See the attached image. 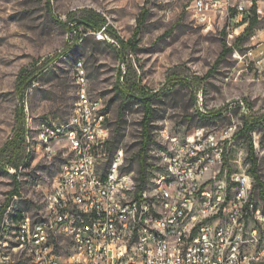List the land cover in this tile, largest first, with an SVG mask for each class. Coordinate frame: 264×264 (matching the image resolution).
I'll list each match as a JSON object with an SVG mask.
<instances>
[{
    "label": "rangeland",
    "instance_id": "obj_1",
    "mask_svg": "<svg viewBox=\"0 0 264 264\" xmlns=\"http://www.w3.org/2000/svg\"><path fill=\"white\" fill-rule=\"evenodd\" d=\"M192 1L0 0V148L21 122V108L26 130L25 157L20 164H28L17 173L22 198L15 204L16 210L23 211L32 220L40 219L43 214L46 194L52 189L66 160L67 142L56 143L58 152L52 157L40 147L34 153L31 151L29 158L28 149L30 146L32 150L33 143L39 146L38 134L45 125L62 123L73 113L77 102L74 67L80 61L87 69L92 94L101 97L108 109V127L112 131L118 129L117 145L125 152L124 167L131 168L135 174L139 170L136 155L141 146L144 108L139 102L123 98L117 89L118 81L124 86L133 84L156 92L170 75L200 80L196 90L203 91L204 110L226 108L243 99L253 114H264V0H255L260 15L258 26L219 63L217 60L224 40L233 45L248 26L245 25L234 38L229 37V32L240 26L235 21L236 4L253 3L254 0H231L233 5L228 15L218 16L210 27L195 20L190 10ZM145 10L148 14L140 28L139 19ZM89 12L102 14L111 32L124 42L140 30L137 46L123 49L120 57L118 49L121 44L112 34L108 33L109 39L97 43L96 35L84 26L79 27L84 39L72 45L76 36L64 24L72 25L77 22H73L75 18L82 20ZM51 58L54 61L43 69V64ZM38 68L43 70L37 81L21 97L18 93L20 77L23 75L24 78ZM214 68L216 70L211 74ZM193 94L189 85H182L155 100L152 124L157 140L163 128L186 134L197 127L219 129L242 120L239 108L225 110L223 117L215 122L199 116L196 108L202 111L201 100L197 97L195 108ZM123 103L127 107L119 121V109ZM252 136L257 144L260 174L264 181V122L252 132ZM157 148L158 144L151 145L148 152V162L155 166L148 169L150 178L155 175ZM14 173L15 169L7 171L0 166V207L14 190ZM7 240L12 248L14 241Z\"/></svg>",
    "mask_w": 264,
    "mask_h": 264
},
{
    "label": "built area",
    "instance_id": "obj_2",
    "mask_svg": "<svg viewBox=\"0 0 264 264\" xmlns=\"http://www.w3.org/2000/svg\"><path fill=\"white\" fill-rule=\"evenodd\" d=\"M232 5L231 0H193L190 10L198 23L210 27L218 16H227ZM252 6V1L236 4L235 21L240 26L229 32L230 38L249 23ZM92 32L99 40L109 39L106 27ZM75 82L80 86V106L72 113L77 133H48L52 144L46 153L51 157L58 152L57 137L70 141L66 160L47 193L51 213L44 215V225H29L24 216L23 231L12 239L18 240L12 252L3 251L8 235L1 228L0 254H5V262L0 264H264V200L253 204V197L260 195L250 172L248 147L238 139L242 121L219 129L196 128L191 134L163 128L157 141H168V148L157 159L155 178L177 171V182L152 190L151 198L137 190V199H129L128 188H137V181L133 172L123 170L121 148L109 163L115 175H94L90 138L99 135L111 141L108 113H101L99 100L84 97L87 81L82 71ZM197 97L205 112L202 90ZM232 105H238L242 114L252 113L243 99ZM77 145H85V154H77ZM169 152H177V160H168ZM77 155H85V163H77ZM204 192H211V199H204ZM17 198L21 194L13 197ZM137 210H144V219L129 225L127 214L137 216ZM56 214H64L61 234H54ZM126 227H134L133 237H125ZM149 227H158L159 235H148ZM71 234L79 235L78 249L60 259ZM44 235L54 236V246L43 245Z\"/></svg>",
    "mask_w": 264,
    "mask_h": 264
},
{
    "label": "trees",
    "instance_id": "obj_3",
    "mask_svg": "<svg viewBox=\"0 0 264 264\" xmlns=\"http://www.w3.org/2000/svg\"><path fill=\"white\" fill-rule=\"evenodd\" d=\"M50 2V1H49ZM252 16L250 17L248 26L245 28L244 32L238 36L234 42L233 45H229V43L224 40L223 42V50L217 60L219 63L223 58H225L227 55L231 54L235 48L236 45L245 40V38L250 35L253 30L258 26L260 22V15L258 12V6L257 2L254 0L253 1V6H252ZM148 11L145 10L140 19H139V27L141 28L144 24V21L147 17ZM72 21V20H71ZM65 27L68 29L70 33L75 34V40L72 45L78 43L79 41L83 40L84 36L82 33L79 32V27L84 26L87 29L92 30H100L103 27H106L108 33L112 34V37L119 41L121 44V48L118 49L120 57L122 56V51L127 50L129 47L135 48L138 43V36L140 34V30H137L136 33L134 34V37L130 39L127 42H124L119 39V37L116 34H113L110 29L109 24L106 22V18L100 13L96 12H89V14L83 18L81 21H77L76 23L70 25L69 23L64 24ZM224 35H226V31H223ZM97 43L101 42L100 40L96 41ZM123 47V48H122ZM68 49H71L69 47ZM54 61L53 58L45 62L43 65V69L46 68L49 64H51ZM41 68L36 69L34 72H28L27 75L23 78V75L20 77V81L18 84V93L21 97L25 96L26 93L28 92V89H30L35 81H37L40 73L42 72ZM215 68L210 72L211 74L215 72ZM210 74V75H211ZM121 75V71H120ZM200 80H191L189 78H183L181 76L177 75H170L162 88L159 91L153 92L146 90L140 86L130 84L128 86H124L123 83L118 81L117 89L118 92L123 96V98L127 101H135L139 102L142 104L144 108V116L141 121V126H142V131H141V146L139 149V152L136 155V159L138 161V167L139 170L136 175V181H137V190L138 193L143 191L148 183L151 182L152 177H149V167H155L154 164L148 162V152L149 148L151 145H157V138L153 134V120L155 117L154 114V102L156 99H158L161 94L169 93L172 89H174L177 86H182V85H189L193 91V99L195 100V108L197 105V90L196 86L197 83H199ZM126 104L123 103L120 106L119 109V115H118V120L121 121L125 115L126 111ZM233 108H239L238 105H232L231 107H226L214 111H209L206 110L205 112L199 111L198 108H196V113L199 116H202L203 118L208 119L209 121L215 122L216 120L220 119L223 117L224 111L229 110L232 111ZM240 109V108H239ZM108 111V109H107ZM20 115L23 117V108L20 109ZM242 125L239 128L238 131V139L245 144L248 147L249 150V160L251 162L250 166V172L255 178V190L256 192L258 191V195L264 200V181L262 180L261 174H260V166H259V157L255 148V143L253 140L252 132L262 123L264 122V114L261 115H255L253 113L249 114H242ZM20 116L21 122L19 121L13 136L6 142L4 146L0 148V166L6 168L7 171H9L10 168H14L16 172L12 174V176L15 179V187L14 190L10 192V198L7 200V202L0 207V232L2 228V223L5 217V213L7 209L10 206L11 200L15 195L21 194V181L17 177V173L21 170V166H26L28 162H25L23 164H20L21 161L25 157V148H24V141H25V126L24 123L22 122V117ZM119 124V123H118ZM231 124V123H228ZM226 124V125H228ZM110 126V125H109ZM198 128V127H197ZM110 132L111 136V141L110 139L107 140L105 149L107 152V158L104 161L105 167L109 166V163L111 162V158L114 155V153L120 149L118 147V135L119 132L117 131L118 129ZM196 129V128H195ZM194 129V130H195ZM193 130V131H194ZM192 131V132H193ZM192 132L186 133V134H191ZM109 153H110V158H109ZM30 158V154H28ZM27 158V160L29 159ZM109 159V160H108ZM107 164V166H106ZM124 171L126 172H134L131 168H123ZM24 216L23 211L21 210H16V206L13 210V212L10 213V219L11 220V227L10 231L14 232L15 229H17L19 223L22 222ZM19 222V223H18ZM18 224V225H17ZM13 227L15 229H13ZM13 230V231H12ZM2 237L0 236V239Z\"/></svg>",
    "mask_w": 264,
    "mask_h": 264
},
{
    "label": "bare ground",
    "instance_id": "obj_4",
    "mask_svg": "<svg viewBox=\"0 0 264 264\" xmlns=\"http://www.w3.org/2000/svg\"><path fill=\"white\" fill-rule=\"evenodd\" d=\"M82 71L84 79L87 81L84 84V97L89 100H99V109L101 113H108L104 100L101 97L95 96L92 94L90 90V82L88 78L87 69L84 66L83 62H78L75 64L74 67V76H78ZM77 86V102L75 103V107L73 112H77L80 106V86L76 83ZM108 114H107V132L108 136H110V128L108 127ZM48 124V123H47ZM163 130L160 132V137L162 136ZM48 133H53L55 136H63L68 134L77 133V124L72 123V114L64 120L62 123L56 125H50L41 129L38 137H39V146H36L35 143L32 144V150L29 146V154L31 155V151L34 153L40 147H42L43 152L51 157L50 153H46V147L52 144V135ZM108 137H101L99 135H92L90 138V159L91 165L93 168L94 175H97V178H105V175H115V167L114 165H109L105 167L104 161L107 158V152L105 149ZM65 140L67 142V147L70 148V141L64 137H57V143L60 141ZM157 146V145H156ZM168 148V141H158V148L156 150V157L157 159H161V152H165V149ZM121 150H123L121 148ZM124 152V150H123ZM77 154H85V145H77ZM32 156V155H31ZM168 160H177V152H169L168 153ZM77 163H85V155H77ZM22 168V166H21ZM135 175V173H134ZM152 182L148 183L147 187L142 191L144 198H151L152 190H158L162 187V184H174L177 182V171H170L165 173L162 178H155V175L151 179ZM128 198L129 199H137V188H128ZM21 198L13 199L12 203L10 204L9 208L7 209V215L4 217L2 223V234L8 235V238L15 239L16 232L23 231V220L19 225L18 228L15 229L14 232L10 231L12 228L11 219H10V211L18 200ZM204 199H211V192H204ZM253 204H261V197H253ZM52 210V201L51 195L46 194L45 199V206L43 210V214L40 219L32 220L29 218V225H44L45 224V217L46 213H51ZM24 219V218H23ZM137 219H144V210H137V216L134 214H127V221L129 225H137ZM64 223V214H56L54 218V234H61L65 232V225ZM13 231V230H12ZM134 235V227H126L125 229V237H133ZM148 235H159V228L158 227H149L148 228ZM15 245L10 248L9 242L4 241L3 243V251L4 252H12L14 247H18V240H13ZM78 242H79V235L78 234H71L68 239L62 245V251H60V259H67V254L72 251H76L78 249ZM11 243V242H10ZM42 243L44 246H54V236L53 235H44L42 236ZM0 262H5V254H0Z\"/></svg>",
    "mask_w": 264,
    "mask_h": 264
},
{
    "label": "water",
    "instance_id": "obj_5",
    "mask_svg": "<svg viewBox=\"0 0 264 264\" xmlns=\"http://www.w3.org/2000/svg\"><path fill=\"white\" fill-rule=\"evenodd\" d=\"M75 21H81L80 19H77V18H75L74 20H73V22H75Z\"/></svg>",
    "mask_w": 264,
    "mask_h": 264
}]
</instances>
